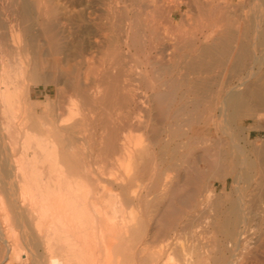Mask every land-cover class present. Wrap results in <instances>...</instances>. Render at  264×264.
<instances>
[{
  "label": "bare ground",
  "instance_id": "6f19581e",
  "mask_svg": "<svg viewBox=\"0 0 264 264\" xmlns=\"http://www.w3.org/2000/svg\"><path fill=\"white\" fill-rule=\"evenodd\" d=\"M68 24L89 44L63 64ZM49 66L72 92L65 113L80 98L102 120L100 191L89 162L70 168L55 123L24 116ZM261 113L264 0H0V242L26 264V217L50 264H130L147 199L160 254L190 236L193 259L177 264H264Z\"/></svg>",
  "mask_w": 264,
  "mask_h": 264
},
{
  "label": "rangeland",
  "instance_id": "374dc122",
  "mask_svg": "<svg viewBox=\"0 0 264 264\" xmlns=\"http://www.w3.org/2000/svg\"><path fill=\"white\" fill-rule=\"evenodd\" d=\"M190 17H191V20L190 18L188 19L187 24L185 26L186 28H189L190 26H194L197 24V20H198L197 12L193 10L190 13ZM193 19H195L196 23L193 21ZM69 32L70 34H68ZM88 35H89V31L87 28L85 27L77 28L74 25L68 24L65 33H63L62 35V37L65 36V38L63 37L62 39L64 41L61 40L62 44L64 45L66 44V42L68 43L65 46H62V50L61 52H59L60 55L58 54L61 60L64 59L62 61L63 64H66L67 60L68 61L70 60L71 62H73V59L75 58L74 56H76L75 52H78L88 46L89 44ZM48 59L52 60L51 56H48ZM57 70L58 69L54 70V68H52L51 66L42 69L41 72L45 73L43 74L45 75V78H44L45 84L44 82H42L43 84L42 83L34 84V85L31 84L29 86L31 100L34 102L35 101L39 102L41 103V105L38 106L39 108H37L36 113H35V108H34L32 109V111L25 112L24 116H26V118L31 117L35 119L36 120L35 123L38 122V124H40L42 122L41 123L42 125L46 124L43 128H46L47 130H49V128L50 129L52 128L51 129L52 133H51V130H49L50 134H54L53 131H55L54 129L55 127L53 128L51 127V125L55 123V125L53 126H56L57 130L58 129L60 130L59 131L56 130L57 132L55 133L57 134H54L55 135L54 137L57 140L64 139L65 145L62 148V150L67 154L68 159L70 160L69 162L70 168L72 169V167L74 168L75 166L76 170H80L84 172L83 169H81V166L83 165V162L85 163L89 162L90 170L94 172L92 178L90 179L94 182V186L96 187L97 191H100V188L102 187L101 180H106V179L108 180L110 178L107 175V168H103L104 165L107 166L108 164H106L107 162H105V158H104L105 154H104V147L102 143V137H103L102 120L99 118L98 115H96L95 110L91 111V109H86L85 108L86 103L83 102L80 98L76 99L77 103L79 102L78 103L79 113H77L76 116L73 115L74 117L73 116L70 117V115H68L69 112L65 113L68 110L67 108L69 106L68 105L70 101L69 99H71L70 93L72 92L71 91L69 92L67 84L66 86L64 84L66 80L63 79V77H66V75H64V73H62L60 69L58 71ZM61 75H63L62 78L60 77ZM56 76H57V79L55 78ZM48 77L51 81H48L47 79ZM61 79L65 80V82L64 81L62 82ZM58 80L62 85L59 84ZM56 82L59 84V86H57ZM56 86L60 90L57 89ZM61 89L63 93L65 92L66 95L65 94L63 95V93H61ZM60 94H62V96H67V97H62L60 96ZM45 97L48 100L47 102H46ZM68 97L69 99L67 101ZM88 105L89 104H87L86 107H88ZM79 106H82L83 110L82 109L80 110L81 107ZM91 107H93L92 109H94V105L93 106L89 105L88 108H91ZM85 109L86 111L87 110L89 111L85 112L84 111ZM82 112L85 113L86 115H84ZM51 117L53 118L51 119ZM66 117L69 118L68 121ZM48 121H50V123ZM248 122H251V121H248ZM256 123L257 124L255 125L264 124V113H261V119L257 120ZM49 125L50 127H48ZM63 125L64 127H62ZM69 125L70 127H68ZM127 133L128 132H126V134ZM261 134L264 135V132H262ZM133 135L139 136L141 134L139 132H133ZM121 136H123V133L121 134ZM99 193L100 192H98V194ZM146 200H142L140 202L138 200L135 201L136 221L134 222V233L137 236L139 241L137 242V245H136V249H137L136 250L137 252L135 251L137 253L135 254L136 257L134 259L132 258L133 260L132 259L129 260V263L130 264H177L179 262H182V263L187 262V259H193L192 257L193 256V245L190 241V236L187 233H181L178 236V243H179V246L181 247L180 252L178 254L162 255L159 253L160 248H161V242L159 239H155L153 237V232L155 228L157 227V221H155V219L150 220L151 207H150V204ZM25 219H24V222L19 221L17 223V226H19L17 228V232H18L21 246L23 247L27 255L26 264H50V259L48 257V253L45 248L46 246L44 244V241L41 235L36 230V228L33 227L34 225L30 223L28 219L26 220ZM0 264H19L18 262H16L14 259L11 258L10 246L2 242H0Z\"/></svg>",
  "mask_w": 264,
  "mask_h": 264
}]
</instances>
